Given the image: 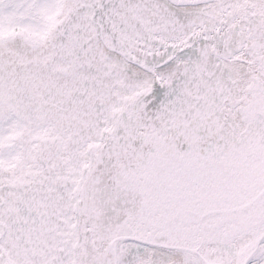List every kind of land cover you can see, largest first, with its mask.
I'll return each instance as SVG.
<instances>
[{
  "label": "snow or ice",
  "instance_id": "obj_1",
  "mask_svg": "<svg viewBox=\"0 0 264 264\" xmlns=\"http://www.w3.org/2000/svg\"><path fill=\"white\" fill-rule=\"evenodd\" d=\"M0 264H264V0H0Z\"/></svg>",
  "mask_w": 264,
  "mask_h": 264
}]
</instances>
